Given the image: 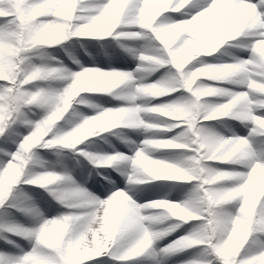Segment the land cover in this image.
Segmentation results:
<instances>
[{
	"label": "clouds",
	"instance_id": "clouds-1",
	"mask_svg": "<svg viewBox=\"0 0 264 264\" xmlns=\"http://www.w3.org/2000/svg\"><path fill=\"white\" fill-rule=\"evenodd\" d=\"M88 3L16 4L19 23L0 24V80L12 85L0 88V135L10 121L27 129L15 163L0 171V206L12 200L30 221L26 226L0 215V240L14 244L5 235L10 233L64 251V264H70L74 250L84 258L101 254L117 233L121 259L149 252L154 264H164L172 254L207 244L223 264H264V249L256 250L253 243L254 237L264 238V163L253 162L249 140L235 135L231 126L205 123L228 118L251 124V132L264 136V116L256 115L264 110V14L243 4L218 28L201 34L200 16L188 23L164 15L179 12L190 0H142L139 10L126 12L128 0ZM108 38L111 43L99 47L118 49L136 62L133 69L84 66L77 47L91 54L81 41ZM57 48L80 70H72L50 51ZM232 49L248 51L250 57L243 59ZM205 57H215L216 62ZM86 94L107 95L121 104L105 107ZM165 97L172 99L154 103ZM130 132L143 138L134 140ZM169 132L175 134L157 135ZM113 138L133 154L116 151ZM99 143L114 150L104 152ZM38 147L51 150L55 161L39 157ZM181 149L187 151L167 159L156 155ZM68 155L82 156L93 170L113 169L130 191L154 180L191 187L178 200L167 198L169 192L165 198L139 204L124 189L101 199L63 166ZM216 163L251 169L242 180L243 173L219 169ZM21 184L43 189L70 211L47 218ZM189 224L186 234L156 247ZM246 249L253 254L239 259ZM0 264L42 262L25 255L0 258ZM200 264L212 262L204 254Z\"/></svg>",
	"mask_w": 264,
	"mask_h": 264
},
{
	"label": "rangeland",
	"instance_id": "rangeland-1",
	"mask_svg": "<svg viewBox=\"0 0 264 264\" xmlns=\"http://www.w3.org/2000/svg\"><path fill=\"white\" fill-rule=\"evenodd\" d=\"M94 3L92 0H89L88 6H92ZM259 11V9H257ZM177 15V14H173ZM229 17L227 15L221 14L218 17H212L209 19H204L201 21L199 25V32L201 34L210 33L214 29L218 28L220 24L224 21H226ZM81 43L85 44L87 51L91 54V56L86 55L84 50L79 49L77 47V52L79 55L80 60L84 64L85 67H95L100 68L101 70H131L136 66V62L130 59L128 56L120 52L118 49L114 47H109L107 51L102 50L99 47L100 43L103 44H110L111 38H108L105 41H100L99 43L95 40L91 39H85L82 40ZM227 47V46H225ZM59 60L63 61L68 67L72 68L74 71L80 70L77 68L76 65L72 64L65 54L59 49H50ZM235 54L239 55L240 57H246L247 52L246 51H240L236 49H232ZM207 62H216L215 57H205L204 58ZM226 62L227 61V58ZM160 73H157V76H159ZM155 78V77H154ZM218 87H228L232 88L233 90H236L237 88H234L232 85L228 84H218ZM91 96L92 99H94L96 102L103 104L105 107H117L120 106L121 102L116 101L112 99V97L107 95H100V94H86ZM174 96L179 95V93H174ZM170 99V97L161 98L159 101H154V103H160L163 101H166ZM82 111L86 112L87 114H92L91 110L87 108H82ZM37 117H33V119H36ZM206 124L214 127H219L221 123H225L241 137H246L248 135V129L245 128L239 121L231 120L228 118H224L223 121H208L205 122ZM19 131L21 134L26 135L27 129L23 126H19ZM175 132H178L176 129ZM175 132H169L163 138L171 137L175 134ZM107 135V134H106ZM129 135L132 137V139L139 141L143 137L138 136L134 132H130ZM95 139V138H94ZM258 140H264V136L257 135ZM112 143L115 146V150L119 151L121 153H125L129 156H131L133 153L124 146V144L120 143L119 141L112 139ZM252 152L254 154H259L260 148H258L255 144H252L250 142ZM81 148H84V145L80 146ZM16 148L15 144L10 145L9 150L14 151ZM99 149L111 153L114 149L109 148L107 145H104L103 143H99ZM39 157L43 158L46 162H53L55 161V157L52 155V151L49 149L44 148H37L35 150ZM187 151V150H161L156 153L158 158L167 159L171 155ZM0 159H6V157L0 156ZM77 159L79 160V164H77ZM77 159H73L71 155H68L67 159L63 161V166L66 167L70 174L81 184H84L92 193L100 197L101 199L106 198L108 195L111 194L112 185L109 183V181L114 182L115 184V190L118 189H124L126 190V181L125 178L121 177L116 171H114L111 168L106 169H97L93 170L92 166L85 160L82 156H77ZM215 167L222 169V170H241L242 167L239 165H232V164H221L216 163L214 164ZM57 170H60V167H57ZM97 171L100 173V175H97ZM89 173H91V176L89 177ZM104 177H108V179H104ZM25 193L30 194L33 196L36 201L39 203L40 207L44 210L45 215L47 218H54L60 216V214H67L69 212V209L63 207L61 204H59L56 200H54L46 191L43 189L27 185V184H21L19 186ZM191 185L189 184H176L175 182L171 181H164V180H154L149 184L145 185H139L136 187L137 191L135 193L128 192V194L139 204L146 203L151 200L165 198V194L171 192V195L167 198L172 200H178L182 197L184 192L190 188ZM41 196L44 197V199H41ZM9 213L11 214L10 217H6L10 220H13L15 222H18L20 224H24L26 226L30 225V221L27 217H25L22 213H20L15 207L8 209ZM191 225H185L181 229L177 230L176 232L169 235L167 238L163 239L162 241H159L156 245L157 248H163L165 245L169 244L170 242L174 241L180 236H183L187 233L186 230H190ZM5 235L8 236L9 239L13 240L16 244L20 245L21 248L28 249L31 246V243L28 241H25L21 239L18 236H15L10 233H5ZM0 250L7 251L13 253L12 257H15V255L18 253V249L13 248L12 245L6 244L4 240H0ZM186 251H182L176 254H172L168 256L165 259L164 264H180L182 260H184L187 256ZM85 258L78 252V251H72L69 253V260L71 264H82L83 260ZM105 259L104 257L100 258H94L92 261L87 262L85 261L84 264H97L98 260ZM134 260L136 258H133ZM208 259H211V257H208ZM124 264V262H122ZM141 264H154L153 258L149 254V252H146L142 254V261Z\"/></svg>",
	"mask_w": 264,
	"mask_h": 264
},
{
	"label": "snow or ice",
	"instance_id": "snow-or-ice-1",
	"mask_svg": "<svg viewBox=\"0 0 264 264\" xmlns=\"http://www.w3.org/2000/svg\"><path fill=\"white\" fill-rule=\"evenodd\" d=\"M39 0H0V24L7 23L8 21H16L18 12L13 7L16 4H21L22 6L26 7L29 5H35L38 3ZM89 2V0H88ZM92 2L96 5H104L107 4L108 0H92ZM243 4L251 5L255 11L258 13L264 14V0H190V3L183 9H181L179 12L175 11H168L164 15L165 17L171 18L174 21H185L188 23H192L194 17L200 16L202 20L209 19L212 17H218L221 14L227 15L228 17L231 16L233 11L242 6ZM142 5V0H128L127 5L125 6V12L128 8L135 7L137 10ZM259 9V11L257 10ZM177 14V15H173ZM135 30V29H133ZM247 52L246 57H242L243 59H248L250 57V52ZM12 85L7 81L0 80V88H6L11 87ZM247 89H236L235 91H246ZM183 93L180 92L179 95H182ZM172 99V97H170ZM256 115L264 116V110H260L256 112ZM247 128L248 135L244 138H247L249 142L252 144H255L258 148H260L259 154H254V160L253 162H260L264 163V140H258L257 134L251 132L252 125L248 124L244 126ZM180 131V129H177ZM167 133H160L157 135L165 136ZM235 135H238L236 132ZM24 134H21L19 131V125L9 122V127L6 128L4 133L0 135V156L6 157V159H0V171H3L5 167L9 164V162L15 163L14 156L17 153V150L19 148L20 142L23 139ZM15 144L16 148L14 151H10V145ZM184 150V149H181ZM184 152V151H182ZM215 167V165H214ZM251 165L248 167H244L241 170H227L233 173H243V179L248 178V174L250 172ZM109 183L112 185V191L111 194L116 192L115 190V184L112 181H109ZM125 191L133 192L135 193L137 189L129 190L126 187ZM110 195H108L106 198H108ZM103 198V199H106ZM41 199H44L43 196H41ZM262 206H264V201H262ZM14 203L12 200H9L8 202L4 203L2 206H0V215L5 217H10V213L8 211L9 208H13ZM70 211V210H69ZM63 214V213H62ZM60 214V215H62ZM188 232V230H186ZM254 248L256 250L264 249V238H253ZM6 244H9L6 242ZM12 245L13 248L18 249V253L15 255V257H23L25 255H33L37 257L38 260L44 264V262H54V264H64V260L62 257H67V253L64 251H58L56 249L47 248L44 245L35 244L34 242L31 243L30 248L24 249L21 248L20 245L14 243L9 244ZM121 247V235L120 233H117L114 240L109 244V246L99 255L85 258L82 262L84 264L85 261L90 262L94 258H100L104 257L105 259L98 260L97 264H141L142 261V254L139 256H135L128 259H121L119 256L118 249ZM184 251H186L188 254L184 260L180 262V264H200V261L204 258V254L207 255V257H211L212 264H223L222 258L218 257L214 252L213 249L208 246L207 244H199L195 245L193 247L187 248ZM253 254L252 250L246 249L243 251L239 257V259H243L246 255ZM13 256V253L0 250V258H5ZM133 258H136L135 260ZM71 264V262H70Z\"/></svg>",
	"mask_w": 264,
	"mask_h": 264
}]
</instances>
